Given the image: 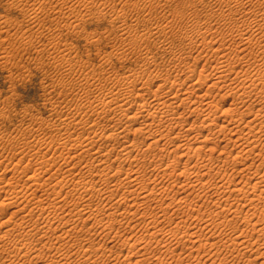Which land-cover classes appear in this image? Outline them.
Returning <instances> with one entry per match:
<instances>
[{
  "label": "bare ground",
  "instance_id": "6f19581e",
  "mask_svg": "<svg viewBox=\"0 0 264 264\" xmlns=\"http://www.w3.org/2000/svg\"><path fill=\"white\" fill-rule=\"evenodd\" d=\"M214 1L219 2V7L212 10L209 8L211 11L206 8V12L209 11L206 17L210 22L205 25L198 17L189 29H185V25L184 30L174 32L166 30L172 24L163 25L164 18L156 21L158 32L163 29L167 38H171L168 37L171 33L170 36L180 42L179 57L172 61L174 66L184 67L186 72L183 77L176 75L172 78L170 75L171 78H159L158 74L159 79H153L150 75V78L145 77L144 80L134 76L126 80L125 87L138 91L136 96L121 90L119 81L115 82L114 89L106 93L90 95L89 107L98 118L89 122L74 117H60L57 123L61 125L60 134L47 143L55 150L62 148L58 154L40 153L38 145H43L44 141L40 138L34 142L28 140L32 129L23 132L27 139L26 146L18 151L14 147L18 161L10 169L8 164L0 161V227H5L0 234V264H71L69 260L72 254L60 246L69 243L74 234L80 231L78 220L100 223L99 227L106 236L114 228L117 230L119 225L135 228L143 224L149 239L141 236L139 249L146 251V246L148 248L151 239H154L159 252H167L171 259L181 256L179 258L183 260L185 251L193 253L196 248L200 250L206 244L204 240L212 239L210 248L212 245L217 248L223 246L237 257L234 262L235 258L231 263L223 261L221 264H258L257 259H260L259 264H264V0ZM208 2L206 0L205 5ZM200 3L201 0L195 4ZM201 9H194L193 14L197 17ZM175 12H179L177 15L180 18L187 13L181 8ZM224 26H228L229 30L222 34L220 30ZM152 29L145 31L146 34L142 31L144 36L149 38L154 33ZM175 50L176 47L171 54L178 56ZM192 50L200 51L195 52L193 62L187 59L190 53L193 54ZM210 51L215 56L213 64L207 59L202 64L203 68L197 72L201 60ZM187 52L190 53L187 55ZM232 60H238V65L233 64ZM209 68L210 72L207 71ZM89 79L86 80L89 82ZM204 85H207L206 88H203ZM228 87L229 90L234 89L231 91L234 95L233 104L221 110L218 99L213 98V92ZM215 93L214 96L218 94ZM221 100L223 102L224 97ZM246 101H250V104ZM243 102L249 105L241 110L239 104ZM102 120L108 125L99 126ZM110 120L115 121L116 128H113ZM217 120L222 122L218 124ZM134 123H140L141 127L132 131L130 125ZM78 124L86 127L83 134L75 135L70 128ZM203 128L208 132L201 134ZM132 132L137 137L129 141L127 138ZM228 133L231 136L227 137ZM139 134L144 136L143 140L138 137ZM116 139L124 140L115 142ZM161 141L170 143V149L159 148ZM206 147L211 149L209 153L204 151ZM229 147H238V154L231 158ZM216 148L229 154L225 158L213 157L212 152ZM134 152L137 154L133 156ZM244 154L258 156L260 164L255 167L254 156L251 164L244 163ZM142 156L145 160L152 157L153 161L141 164ZM232 161L242 166L230 178L226 168ZM214 169H218L222 178L217 172L218 175L214 176L216 178L213 177ZM6 171H14L17 176ZM7 173L11 175L6 178ZM258 174L260 176L255 178ZM252 179L255 182L251 183ZM68 183L73 185L77 194L72 200H69V191L64 189ZM258 189L260 191L257 194ZM171 191H175L173 197L169 196ZM213 195L217 196V200L212 202L215 203L213 209L204 217L200 214L201 204L204 205L202 201ZM222 199H236L238 202L234 204L231 200L229 202L233 204H224ZM117 200L122 202L118 203ZM151 207H156L157 211L149 212ZM243 208L250 212L248 215L243 213L244 217H241ZM171 212L178 217V221L175 220L178 228L171 227L170 230L169 227L167 230L158 227L161 215L168 216ZM193 216L196 217L195 221L206 219L195 222ZM234 220L235 223L241 221L246 228L234 225ZM201 222L211 223L215 228L224 225L230 231L227 230V233L208 227L205 235L203 233L206 232H199ZM182 226L183 236L191 237L192 245L184 246L178 255L171 244ZM168 233L173 236H169L171 239ZM88 240L77 238L86 256L78 264H100L90 260L96 249L92 245L86 246ZM135 244L136 238L129 247L134 249ZM109 250L113 251V248ZM250 252L257 255L254 258H243ZM196 257L187 264H203V259L197 260ZM139 258L138 262L147 259ZM213 263L215 261L208 262Z\"/></svg>",
  "mask_w": 264,
  "mask_h": 264
},
{
  "label": "rangeland",
  "instance_id": "374dc122",
  "mask_svg": "<svg viewBox=\"0 0 264 264\" xmlns=\"http://www.w3.org/2000/svg\"><path fill=\"white\" fill-rule=\"evenodd\" d=\"M146 1L147 0H0V136L3 135L0 140V161L8 164V166L6 165L8 169L12 168V165L18 161L15 148H17V151L24 148L27 139L32 142H34L36 138L42 139L44 144L38 145V147H40L39 152L42 154H58L62 148L55 150L53 146L50 147L47 144L56 139L60 134L61 125L57 124L58 119L60 117L68 116L76 119H84L89 122L96 120L98 117L89 107L88 97L90 95L106 93L109 90L114 89V87H116V81H119L118 84L121 85L119 86L121 90L124 89L126 93L131 92L136 96L138 91H131L129 87H125L126 80L132 79L134 76L141 77L142 79L145 77L147 79L151 76H153L151 78L157 79L158 74V76H160L159 78L165 76L168 77L170 75L172 78L176 75L181 77L184 76L186 72L184 67L181 68L180 66H174V62L172 61L174 58L179 57V40L170 36L171 33L168 34V37L171 38H167L163 33V29L158 32L156 21H158V19L162 21L164 18L165 21H162L163 25H168L169 23L172 24V28L167 27L166 30L169 29V31L171 30L174 32H179L181 29L184 30L185 25H187L185 29H187V27L189 29L194 24L195 19L199 18L203 25H205L210 22V19H207L206 17L207 12L214 8L218 9L219 2L207 0V2L209 1L207 6L205 5L206 0H201L200 5H197L200 0H191V2L186 0H167V3L166 0H155L152 3ZM201 4H203L204 7ZM177 7L187 12H184L185 16L182 15L184 19L177 15L179 12H175L176 9H179ZM199 8L201 9V13L199 12ZM206 8L208 10L210 8L211 10L206 12ZM194 9L199 10L198 14L200 16L198 15L196 17L193 14L195 11ZM146 28H153L152 30L154 33L151 34L149 38L144 36V33L146 34L148 30ZM228 30V26H224L221 28L220 32L223 34L228 32ZM215 32H217V30ZM171 40L173 44L171 43ZM175 47V53L178 56L171 54ZM191 52H193V54L190 52H187L186 54L188 55V53H190L192 55H189V58L187 59H189L188 61L193 62V56H196L195 52L198 53L200 51L192 50ZM186 54L183 55L186 56ZM214 58L215 56L210 51L209 54L205 55L201 60L200 65L197 67V72L201 69L204 61L206 62L207 59H209L213 64ZM232 63L238 65V60H232ZM207 71L210 72V68ZM176 72L177 74H175ZM126 76L130 78H127ZM86 79H89V82ZM209 82L210 81H208V83ZM206 86L207 85H204L203 88H206ZM229 88L230 87H228V89L224 88L220 92L214 91L218 93H215V96L213 92V98L215 97L216 100L218 99L217 102L219 103L221 110L224 107H231L233 104L234 95L231 93L234 89L229 90ZM222 96L224 97L223 102L221 100L223 99ZM246 102L250 104V101ZM246 102H243L244 104H239L241 110L249 105ZM263 104L264 102L262 101V105ZM189 121H191V118L188 119V122ZM109 122L114 126L113 128L117 127L115 121L110 120ZM221 122L222 121L217 120L216 123L219 124ZM53 123L55 124L53 125ZM101 125L106 126L108 124L106 121L102 120L99 126ZM130 126L133 131L134 129L141 127V124L134 123ZM84 127H86L84 124L74 125L70 128V131L75 135L83 134ZM28 129H32V131L29 132V137L26 139L23 132ZM209 129L210 128H208V130ZM207 132L208 131L204 128L201 130V134ZM228 136H231V133H228L227 137ZM135 137L137 136L132 132L128 135L127 140L130 141ZM138 137L141 140L144 139V136L141 134H139ZM199 137L203 138L201 135H199ZM119 140L122 142L124 139H116L115 142H118ZM146 141H149V139H146ZM170 147L171 144L165 141H161L159 144V148L170 149ZM207 148L208 147L204 148V151L209 153L208 151L211 149ZM229 149L228 152L230 151L232 155L229 154L230 152L227 153V151L225 152V155V153L220 152V148L219 150L216 148V150L212 152V156L225 158V156L229 154L232 158V156L238 154V147H229ZM136 154L137 152H134L133 156ZM173 155L174 154H172V156ZM243 156H245V159L247 158L246 160L243 159L244 163L251 164L254 160L253 163L255 167L261 162L260 158H257L258 156L256 157L253 154L252 156L255 157L253 160H251V155H249L250 157L245 154ZM184 160L185 157L183 158V161ZM151 161H153L152 157L145 160L144 156H142L140 163H151ZM233 163L234 161L227 164L229 166L226 168L228 169L226 173H229V177L233 176L232 174L235 170L242 166L241 163H236V165ZM213 165L215 164L213 163ZM22 166L23 165L21 164L20 167ZM6 172H12L15 176L19 173L18 170H16L17 173L14 171ZM216 172L218 173V169L213 170V177L216 176ZM10 175L11 173H7L5 176L7 178ZM219 176L221 177L220 174ZM259 176L260 174L255 178ZM217 181L219 183L221 182L219 180ZM217 181L214 180V182ZM253 182H255V179L251 180V183ZM207 183L209 184V182ZM1 184L3 185L4 182ZM64 189L65 191H69V200H72L74 195H77L76 190L71 183H68ZM259 191V189L256 190V193H259ZM174 194L175 191H171L169 196L173 197ZM164 196L166 197L167 195L165 194ZM233 196L230 197L232 198ZM216 198L217 196L213 195L210 199H203L202 202L204 205L201 204L202 206L200 207L201 215L207 217V214L213 209L215 203L212 202H216ZM233 198H235V196ZM117 201L118 203L122 202L120 200ZM222 201L224 204L231 202L237 204L238 202L236 199H229L228 201L222 199ZM202 202L200 201V203ZM122 205L124 206L125 203H122ZM151 208L149 209V212L157 211L156 207ZM142 210L143 209H141V211ZM249 212V210L247 211L246 208H243L241 217H244V214L248 215ZM159 215H161V213ZM161 216V219L158 220V227L167 230H169V227L170 230L171 227L172 229L178 228V224H176V221H178L176 213L171 212L168 216ZM194 217L195 216H193V218ZM195 219L196 217L192 220L195 221ZM205 219L197 220L195 222L205 221ZM222 219L219 218V220ZM77 222L79 223L80 231L74 234L69 243L60 246L64 250H69L70 254H72L69 260L71 264H78L80 259L84 260V257H86L84 255V249L78 243L77 238H89L86 246L92 245V247L96 249V251L92 253L90 260H96L100 264H128V262L129 264H164L163 262H165V264H187L188 261L193 260L196 256H198V259L196 257L197 260L203 259V264H208V262L211 263L214 261L217 263L218 260L224 258L217 263L221 264L223 261L230 262L235 258L234 254L225 249V247H218L220 248L219 250L217 246L212 245L211 248L216 249L213 252L219 250L217 252L219 255L215 252V256L213 252L211 253L212 249L210 248V245L212 244L211 241L213 240L206 239L204 240V243H206L204 244L205 247H201L200 250H197L198 248H196L193 253L185 251L183 260L179 258L181 256L177 259L174 258V260L173 258L171 259L167 252L161 251L162 254L159 252L160 249L155 246L154 239H151L152 243L148 248L146 246V251H144L143 248L139 249V244L141 245L142 243V241L140 242L141 238L146 236L145 238L149 239V235L145 232L143 224H140L135 228H127V225H125L126 227L122 225L121 228L119 225V230H115L114 228V232L112 231L108 237L104 235L102 229L99 227L100 223H97L94 220L86 222L78 220ZM235 222L236 220L233 221L234 225H238L240 228H246L244 223L241 224V221L239 222L240 224ZM204 223L201 222V224H199V232L202 231L200 233H203L204 231L206 232L203 233L205 235L208 233V227L209 229L212 227V229L226 231L227 233L230 231V228L227 226L225 227L224 225L215 228L211 223H205L207 227ZM4 229L5 227H0V234ZM182 229L183 226L178 230L177 235L174 236L171 244L174 248L173 251L176 254H178L184 246L192 245V238L186 235L183 236ZM117 231H121V235ZM250 231L251 230H249V233ZM115 234L117 237L114 236ZM117 234H119V236ZM171 234H167L168 238H170L169 236H172ZM129 235H131V237ZM135 238L137 245L135 244L136 247L134 246L135 248L132 249L129 246L135 241ZM204 238H206V236ZM124 240L129 241H125L126 244ZM162 240H167V238H162ZM129 242L131 243L129 244ZM5 244L7 243L5 242ZM7 246H10V244H7ZM213 246L215 248H213ZM109 248H113V251H110ZM232 254L234 257H232ZM256 255L257 253L250 252L243 258L249 259V256L250 258H254ZM161 256L162 259L160 258ZM142 257L147 259L142 260ZM138 258L142 260V262L140 260V262H138ZM236 258L233 259L232 262H234ZM257 260L260 263V259Z\"/></svg>",
  "mask_w": 264,
  "mask_h": 264
}]
</instances>
